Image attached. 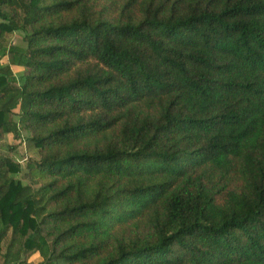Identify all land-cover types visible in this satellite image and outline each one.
<instances>
[{
    "label": "trees",
    "instance_id": "1",
    "mask_svg": "<svg viewBox=\"0 0 264 264\" xmlns=\"http://www.w3.org/2000/svg\"><path fill=\"white\" fill-rule=\"evenodd\" d=\"M15 32L0 140L45 196L0 157L6 264H264V0H0Z\"/></svg>",
    "mask_w": 264,
    "mask_h": 264
},
{
    "label": "rangeland",
    "instance_id": "2",
    "mask_svg": "<svg viewBox=\"0 0 264 264\" xmlns=\"http://www.w3.org/2000/svg\"><path fill=\"white\" fill-rule=\"evenodd\" d=\"M21 20L26 22L27 15L25 13H20ZM22 32L10 33L6 36L3 43V49L0 53V67H10L14 77L18 82L21 77L25 75L26 69L18 65H13L12 58L13 54L11 52L14 48H25L26 42L23 39ZM19 109H15L12 115L8 116V120L18 122L19 121ZM20 131L18 134H7L0 140V157L10 158L15 164H18L22 168V172L14 175L15 179L21 181L24 186L31 185L35 190V198L42 199L45 194L39 191L40 185H34L31 180L27 177V165L31 161H37L40 159L39 150L34 148L29 143L28 139L30 137L29 133L26 132L22 126H20ZM6 250V245H3V253ZM28 254V255H27ZM27 256L23 255L20 262L10 263V264H40L43 259L37 254L27 253ZM25 260L27 263H25ZM24 262V263H23ZM0 264H6L2 257H0Z\"/></svg>",
    "mask_w": 264,
    "mask_h": 264
}]
</instances>
